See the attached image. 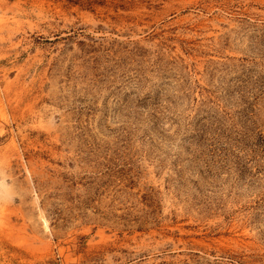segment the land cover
<instances>
[{
  "label": "rangeland",
  "instance_id": "obj_1",
  "mask_svg": "<svg viewBox=\"0 0 264 264\" xmlns=\"http://www.w3.org/2000/svg\"><path fill=\"white\" fill-rule=\"evenodd\" d=\"M0 264H264V0H0Z\"/></svg>",
  "mask_w": 264,
  "mask_h": 264
}]
</instances>
